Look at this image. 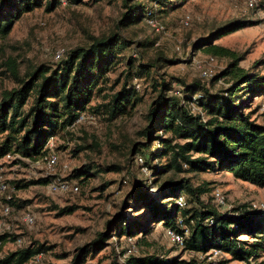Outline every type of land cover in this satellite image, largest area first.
Instances as JSON below:
<instances>
[{
  "label": "rangeland",
  "instance_id": "obj_1",
  "mask_svg": "<svg viewBox=\"0 0 264 264\" xmlns=\"http://www.w3.org/2000/svg\"><path fill=\"white\" fill-rule=\"evenodd\" d=\"M39 1L15 18L6 33L0 34V94L3 89L16 84L8 69L9 58L16 59L20 74L25 76L26 72L38 66L54 67L65 57V54L57 57L58 51L87 45L93 36L116 31L131 41L99 82L100 88L94 92L88 108L80 112L73 124L49 137L46 147L53 148L58 154V162L53 169L48 170L40 160L44 154L39 157H23L20 154L0 157V175L7 184L0 200L5 203L1 197L8 194L14 197V203L9 204V213L4 214L0 208V233H8L1 244L0 254L36 240L49 248L23 264H71L76 248L95 237L105 228L107 218L123 209V199L131 204L124 212L134 217V204L129 195L137 185L157 195L159 180L153 179L161 177L162 180L165 176L153 175L148 167L142 166L143 159H139L142 155H133L131 151L134 142L146 140L142 130L147 124V111L155 95L152 87L155 73L152 71L148 75L142 73L134 77L133 66L130 70L133 78L130 79L127 75L130 69L128 57L132 56V61L134 58L136 61L137 58L148 61L160 52L179 57L177 62L159 67L156 73L164 77L178 76L186 81L198 79L214 89L221 88L222 80L213 81L210 77L224 68L229 58L214 56L210 60L211 54L204 47L195 48L194 44L215 27L234 18H242L256 22L218 36L213 42L236 52H245L238 65L264 73V9L261 4L264 0H260L254 8L247 7L244 0H171L172 5L158 8V19L164 23V31L160 33L142 20L120 23L126 10L122 0H62L51 9L45 7L46 0ZM185 14L190 15L188 24L181 21ZM142 40H149L150 43L136 44ZM199 64L208 66L212 75L203 78ZM125 79L130 86L133 85L136 100L126 106L125 112L108 117L103 105ZM174 85L178 87L177 83ZM191 105L194 111L199 109L195 101ZM249 109H252V116L264 122V93L253 96ZM155 133L159 134V130ZM157 141H151L150 147L157 145ZM92 143L96 145L91 146ZM79 144L89 146L77 150L76 145ZM155 159L159 165L166 161V157ZM84 163H91L94 168L84 181H80L83 176H75L73 169ZM111 164L120 168H110ZM51 172L77 180L79 190L75 193L52 192L47 187V180L15 186V182L21 184L49 178ZM190 174L194 175L195 183L207 182L210 190L202 193V198L211 204L214 203L213 189L217 187L223 192L225 202L220 205L214 203L220 211L231 209L236 213L248 205L264 207V185L235 178L230 172L221 170ZM123 178L126 180L123 181ZM27 211L34 216L31 223L22 218ZM152 225L147 234L139 233L137 239L135 237L136 255L159 253L185 260L204 256L168 237L165 233L167 227L162 222L156 221ZM16 237L21 238L20 245ZM239 237L249 241L253 239L247 234H240ZM127 243L124 235L111 234L106 246L90 252L80 264H112L115 257L120 260L118 249H125ZM221 257L227 258L228 264H252L254 261L252 257L248 260L235 259L229 252H222ZM259 261H264V251H260L255 259V262Z\"/></svg>",
  "mask_w": 264,
  "mask_h": 264
},
{
  "label": "trees",
  "instance_id": "obj_2",
  "mask_svg": "<svg viewBox=\"0 0 264 264\" xmlns=\"http://www.w3.org/2000/svg\"><path fill=\"white\" fill-rule=\"evenodd\" d=\"M61 1L46 0L45 7L54 8ZM122 1L126 10L120 23L142 20L155 31L146 22L145 16L149 12L159 18L158 8L172 5L171 0ZM39 2L0 0V34L6 33L24 10L33 8ZM261 4L264 9V1ZM253 22L256 21L234 18L210 30L208 35L194 44L195 48L204 47L213 57L229 58L226 66L210 77L213 81L222 80L223 84L218 89L198 79L186 81L178 76L164 77L156 73L159 67L177 62L179 57L161 52L148 61L139 58L132 61V56L128 57L130 69L127 75L130 79L133 78L130 71L133 66L134 77L142 73L148 75L152 71L155 73L152 79L155 95L150 101L147 124L142 130L146 140L134 142L131 151L133 155H142L143 158L139 155L143 159L142 166L148 167L153 175L165 176L162 180L161 177L153 179L159 180L157 195L137 185L129 195L134 204V217L124 212L131 204L123 199V209L107 218L105 228L95 237L76 248L71 264L82 263L90 252L106 246L111 234L134 237L136 241V236L139 233L147 234L156 221L183 234V247L204 256L185 260L159 253L136 255L131 252L123 261L115 257L112 264H221L226 261L227 258L223 257L207 259L205 253L211 247L229 252L235 259L248 260L252 257V264H264V261L255 262L259 252L264 251V209L248 205L236 213L231 209L220 211L214 203L202 198V193L210 190L207 182L195 183L194 175L190 174L221 170L230 172L235 178L264 185V122L252 116V109H249L253 96L264 93V73L246 70L238 65L245 52H236L213 42L216 37ZM130 42L116 31L93 36L87 45L68 50L63 48L65 57L54 67L38 66L26 72L25 76L20 74L16 59L9 58L8 69L16 84L3 89L0 94V157L8 152L23 157L45 154L49 137L63 131L82 110L88 108L94 92L100 88L99 82ZM148 43L149 40L136 42L140 45ZM135 100L133 85L130 86L125 79L103 105L104 112L108 117H115L125 112L126 106ZM194 101L199 107L197 111L192 109L191 102ZM157 130L159 134L155 133ZM153 140H158L157 145L150 147ZM88 146L76 145L77 150ZM162 157H166V161L159 165L155 158ZM109 167L120 168L115 164ZM93 168L91 163H84L74 168L73 174L82 175L80 181H84ZM47 179L42 177L21 184L15 182V186L46 182ZM179 195L185 197L184 206L176 202ZM1 199L9 204L14 203L13 195H4ZM7 234L0 233V248ZM240 234H247L253 239L241 238ZM47 248L49 246L34 240L31 244L20 245L0 254V264H23ZM125 249H118V252L122 255Z\"/></svg>",
  "mask_w": 264,
  "mask_h": 264
},
{
  "label": "built area",
  "instance_id": "obj_3",
  "mask_svg": "<svg viewBox=\"0 0 264 264\" xmlns=\"http://www.w3.org/2000/svg\"><path fill=\"white\" fill-rule=\"evenodd\" d=\"M244 1H245L246 6L250 7V8L257 7V5L259 3V0H244ZM145 20L149 25L154 27L157 31H160V32L164 31V23H162L155 15L150 14L148 12V14L145 16ZM181 21L184 24H188L190 22V15L185 14L181 18ZM62 53H63V48H62V51L57 52L56 56L59 57V56H61ZM209 59L213 60L214 57L212 55H210ZM198 68L200 70V75L203 78H207V77H210L212 75L208 66H203L202 64H199ZM74 121H73V123H74ZM14 155L15 154L10 153V152L4 154L5 157H12ZM139 159H141V157H139ZM40 160L42 161V163L45 165V167L48 170H51L56 166V164L58 162V154L56 153V151L53 148H48L47 152L40 158ZM40 160H38V161H40ZM47 187L52 192L75 193L79 190V183L75 179L60 177V176L56 175L55 172H51V173H49V178L47 179ZM6 189H7V184L3 180L2 176L0 175V194L5 192ZM212 195H213V202L216 203V205H220V204H223L225 202V196L219 188H217V187L214 188ZM9 196L10 195L8 194L7 197H9ZM176 202L179 206H184L186 204L185 197L183 195H179L176 199ZM251 206L257 207L256 205H251ZM0 208L4 214L9 213V211L11 210L9 203H7V202L2 203L0 201ZM257 208H259V207H257ZM260 209H264V207H262ZM22 218L24 221L30 222V223L33 222V220H34V216L28 211L23 213ZM165 233L168 237H170L176 243H178L180 245L183 243V239H184L183 234L177 232L176 230L167 227L165 230ZM127 239H128V243H127L126 249L124 250L123 254L120 257V260H122V261H123L125 256H127L131 252H134V247H135L134 237H128ZM15 240L19 245L21 244V238L20 237H16ZM222 252L223 251L219 248L211 247L205 254L207 255V257L209 259H218L221 256ZM37 254H38V256L40 255V253H37ZM221 264H228V262L223 261Z\"/></svg>",
  "mask_w": 264,
  "mask_h": 264
}]
</instances>
